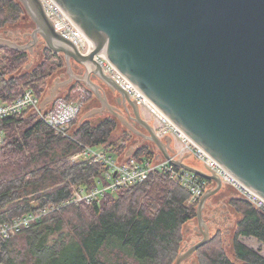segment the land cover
I'll return each mask as SVG.
<instances>
[{"label":"water","instance_id":"obj_1","mask_svg":"<svg viewBox=\"0 0 264 264\" xmlns=\"http://www.w3.org/2000/svg\"><path fill=\"white\" fill-rule=\"evenodd\" d=\"M19 1L35 23L34 41L41 37L52 52L64 54L72 76L73 62L83 68L78 80L102 103L93 112L108 108L133 133H148L143 136L172 164L214 182L197 207L202 237L182 250L176 264L214 236L202 214L209 198L225 186L211 169L171 158V137L155 133L137 100L105 73L96 54L106 55L165 116L264 198V0H55L92 43L87 54L55 28L41 0ZM6 47L33 52L32 45L0 37V48ZM72 76L56 82L42 107Z\"/></svg>","mask_w":264,"mask_h":264},{"label":"trees","instance_id":"obj_2","mask_svg":"<svg viewBox=\"0 0 264 264\" xmlns=\"http://www.w3.org/2000/svg\"><path fill=\"white\" fill-rule=\"evenodd\" d=\"M26 14L19 0H0V30L20 23ZM43 54L40 63L30 65V51L0 48L1 102L10 101L25 88H31L42 101L46 99L51 79L65 60L47 47ZM74 86L86 85L78 81ZM93 95L89 89L86 103ZM82 114L73 123L76 140L56 135L37 114L0 120V128L6 132L0 145V223L51 204H63L79 185H95L105 166L71 160L81 151L80 142L106 148L122 159L129 152L139 159L158 155L154 143L130 145L133 132L128 128L119 132L116 117L94 124L90 119L80 122ZM213 185L208 181L206 190ZM190 194L168 174L152 172L143 183L107 193L99 201L71 203L49 212L1 241L0 261L176 264L186 240L184 228L197 218L199 202L189 204ZM229 202L240 213L231 242L232 256L222 231L217 230L191 257L199 264H264V255L240 239L242 235L253 236L264 244V212L242 198L231 197Z\"/></svg>","mask_w":264,"mask_h":264},{"label":"built area","instance_id":"obj_3","mask_svg":"<svg viewBox=\"0 0 264 264\" xmlns=\"http://www.w3.org/2000/svg\"><path fill=\"white\" fill-rule=\"evenodd\" d=\"M47 15L53 20L55 28L67 38H70L83 54L90 53L93 45L77 24L55 0H41ZM95 59L102 65L105 73L112 76L123 88L128 90L130 97L136 99L142 116L153 124L155 133L161 138L172 139L171 158L183 159L194 157L206 164L222 179L224 186L234 189L245 200L257 209L264 212V198L253 191L249 186L239 181L224 166L215 160L206 150L191 139L165 114L144 95L118 68L112 64L106 55L96 54ZM89 88L87 86H74L66 95H59L48 106L42 107V100L31 88H25L15 98L7 102L0 101V120L23 113L37 114L56 135L74 139L72 128L74 121L82 113L86 105ZM6 132L0 128V145L4 142ZM82 149L71 156V160H85L90 163L100 162L105 170L97 177L95 185H79L74 195L63 204H51L28 213L17 216L10 221L0 223V243L23 228L40 221L46 214L58 209L60 206L81 202H94L102 199L107 193H115L121 189L131 187L145 181L152 172L161 171L170 176L177 183L182 184L190 191L189 204H196L206 191L208 181L202 176L178 167L165 158L156 147V157L143 156L139 159L131 154L119 158L111 154L106 148L92 147L81 143ZM214 184V182H213ZM0 264H4L0 261Z\"/></svg>","mask_w":264,"mask_h":264},{"label":"rangeland","instance_id":"obj_4","mask_svg":"<svg viewBox=\"0 0 264 264\" xmlns=\"http://www.w3.org/2000/svg\"><path fill=\"white\" fill-rule=\"evenodd\" d=\"M19 24H21V27H22L21 30L31 31L33 28V20L32 19L30 20L29 16H27L26 21H24V20L20 21ZM42 42L43 43L40 46L35 47V48L33 47L32 53L30 52L31 53L30 65L38 64L43 60V57H44V54H43L44 49L43 48L46 47V43L44 40ZM60 54L63 56V58L65 60V65L63 68L59 69L54 74V76L52 77L48 95H50V92L53 89V87L56 85V82L61 83V79L68 76V73H67L68 65H67L65 56L62 53H60ZM73 63H72V67H73ZM75 66H78V65H75ZM74 67H73V71L75 72ZM79 68L81 70H83V68H81L80 66H79ZM60 73H63V75L61 76ZM59 94L62 95L63 92L62 93L60 92ZM97 97L98 96H94L90 101H87V104L84 106V109L82 111V112H84L82 114V116L86 115V113L90 112V115H88V119H90V121L94 124H97L100 121L104 120L105 118L112 116V115H109V111H106V110H104L102 113L93 112L94 109L101 108V105H102L101 101ZM126 128L127 127H125L123 125V123L119 120L118 131L119 132L124 131ZM130 138L131 139L129 141V144L134 146L135 145L134 144L135 138H134V136H132ZM133 149L134 148H132L131 150H133ZM184 161L187 164L191 165L193 168L195 167V168H198L199 170H204V171L206 170L207 171L206 164L202 161L195 159L194 157H187V158H185ZM231 197H232L231 191L228 190V188H226V189L222 188L217 194L210 197L207 203L209 204L212 202H216L219 199L222 200V203H227V205L224 209L225 212L223 214V215L227 216V219L222 220V217H220V220H222L220 223V226H221V231H222L224 239H225L226 249L228 250V252L232 256L231 242L233 240L235 229L237 228V225H238L240 213L237 212L236 209H234L231 206V204L229 202V199H231ZM207 203H206V205L208 206ZM207 206H205V208L203 210V214H202L204 219L210 214V209ZM197 226H199L198 225V218L194 219V221L190 222L189 224H187L185 226V228H184L185 234L184 235L186 237V240L184 242V247L182 248V250L184 248L187 249V247H189L191 244L197 242L201 238V235L196 230ZM210 231L212 234V233L216 232L217 230L215 231V227H212V229H210ZM240 239L246 245L253 247L254 249H256L257 251H259L261 254L264 255V244L262 242H259L256 238H254L253 236L247 237V236L242 235ZM182 264H199V263H198V260L196 259V257L193 256V257H190L188 260H185Z\"/></svg>","mask_w":264,"mask_h":264},{"label":"flooded vegetation","instance_id":"obj_5","mask_svg":"<svg viewBox=\"0 0 264 264\" xmlns=\"http://www.w3.org/2000/svg\"><path fill=\"white\" fill-rule=\"evenodd\" d=\"M27 16H29V15L26 14L23 17L24 21L27 20ZM30 20H31V18H30ZM34 27H35V23L34 22H33V28H32L31 31L21 30L22 27H21V24H19V23L15 24V25H9V26H7V27H5V28L0 30V37H3V38H7L8 37V38H10V39H12L14 41H17L18 43L29 44V45H32L35 48V47L40 46L43 43L42 42L43 40L40 37L39 38L40 40L38 39L36 42L34 41V37L31 34L33 29H34ZM75 65H78V64L74 62L73 63V67ZM74 70H75V72L73 71V81H71L69 83L71 85H72V83L74 84L75 82H77L78 78L81 77V73H82V70L79 68V65L75 66ZM67 72L69 73V75L67 77H64V78L68 79V78H70L72 76V73L69 72L68 69H67ZM60 74H61V76L63 75V73H60ZM64 78H62V79H64ZM96 80L99 81V83L101 82L98 78H96ZM102 86H103L104 91H106V93L108 95L109 101L112 104H114L116 106H119V104L116 101L115 96H113V94L111 93L110 89H108V87L104 83H102ZM107 109L108 108H106L105 110L109 111V109L108 110ZM109 115H112V116H114V117H116L118 119V117L116 115L112 114L110 111H109ZM124 126L127 127L126 125H124ZM135 126L138 127V129L146 132V129L141 127L139 124L135 123ZM143 134H148V133H133L134 138H135L134 144H140V143H146V142L152 143L151 141L147 140L143 136ZM226 188H228V190L231 191L233 199H234V197L242 198L241 195L234 189V187L225 186L223 189H226ZM226 205H227V203H222V200H220V199L217 200L216 202L209 203L208 206L206 205L210 209V214L205 218V223L209 226L210 229H212V227H215V231L216 230H221V226H220L221 221L227 219V216L223 215L224 212H225L224 209H225ZM234 209H235V207H234ZM220 217H222V220H220ZM198 227L199 226L196 227V230L198 231V233L202 237V233L199 231Z\"/></svg>","mask_w":264,"mask_h":264},{"label":"crops","instance_id":"obj_6","mask_svg":"<svg viewBox=\"0 0 264 264\" xmlns=\"http://www.w3.org/2000/svg\"><path fill=\"white\" fill-rule=\"evenodd\" d=\"M68 73V72H67ZM68 75H69V73H68ZM75 77V76H74ZM69 79V78H68ZM64 80H67V78H64V79H61V82L62 81H64ZM71 81H73V76H72V80ZM70 81V82H71ZM79 80H77V82H78ZM69 82V83H70ZM67 84V85H65L64 87H61L60 88V90H58V92H57V94H56V96H59L60 94V92L62 93L63 92V94L62 95H66V94H68L69 92H70V90H71V88L76 84V82L73 84L72 83V85L71 84ZM85 84V83H84ZM87 104V103H86ZM48 106V105H47ZM84 113V112H83ZM82 117V116H81ZM88 119V118H87Z\"/></svg>","mask_w":264,"mask_h":264}]
</instances>
